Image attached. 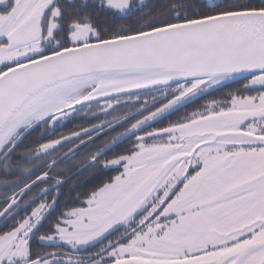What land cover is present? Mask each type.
<instances>
[{
  "label": "snow or ice",
  "instance_id": "snow-or-ice-1",
  "mask_svg": "<svg viewBox=\"0 0 264 264\" xmlns=\"http://www.w3.org/2000/svg\"><path fill=\"white\" fill-rule=\"evenodd\" d=\"M0 201V264H264V0H0Z\"/></svg>",
  "mask_w": 264,
  "mask_h": 264
},
{
  "label": "trees",
  "instance_id": "trees-1",
  "mask_svg": "<svg viewBox=\"0 0 264 264\" xmlns=\"http://www.w3.org/2000/svg\"><path fill=\"white\" fill-rule=\"evenodd\" d=\"M239 87H240V85H238V84H232V85H230V86L227 87V88H224V89H222V90H220V91L214 92V93H213V96H212V97H209V98H207V99H212V98H215V99H218V100H220V99H226L227 94H228L229 92H232V91H234L235 89H237V88H239ZM205 102H206V101H204V103H205ZM192 108H193V107H189V108H187V109H189L188 112L192 111ZM69 127H71V125H70ZM115 174H116V173H112V175H115ZM0 203H1V201H0Z\"/></svg>",
  "mask_w": 264,
  "mask_h": 264
},
{
  "label": "flooded vegetation",
  "instance_id": "flooded-vegetation-1",
  "mask_svg": "<svg viewBox=\"0 0 264 264\" xmlns=\"http://www.w3.org/2000/svg\"><path fill=\"white\" fill-rule=\"evenodd\" d=\"M247 94H255V93H247ZM204 101L205 100H202V101H200V103H204ZM192 107H195V106H192ZM184 111H189V109H185ZM88 190H90V189H88ZM1 203H2V201H1Z\"/></svg>",
  "mask_w": 264,
  "mask_h": 264
}]
</instances>
